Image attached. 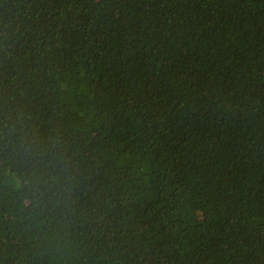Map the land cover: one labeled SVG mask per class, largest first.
<instances>
[{"label":"trees","instance_id":"1","mask_svg":"<svg viewBox=\"0 0 264 264\" xmlns=\"http://www.w3.org/2000/svg\"><path fill=\"white\" fill-rule=\"evenodd\" d=\"M0 264H264V0H0Z\"/></svg>","mask_w":264,"mask_h":264}]
</instances>
